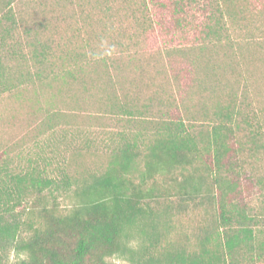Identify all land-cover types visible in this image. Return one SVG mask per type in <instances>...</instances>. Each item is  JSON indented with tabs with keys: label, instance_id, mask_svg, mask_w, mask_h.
<instances>
[{
	"label": "rangeland",
	"instance_id": "1",
	"mask_svg": "<svg viewBox=\"0 0 264 264\" xmlns=\"http://www.w3.org/2000/svg\"><path fill=\"white\" fill-rule=\"evenodd\" d=\"M0 2H9L16 21L4 41L0 32V57L11 65L9 84L0 86V162L7 160L18 168L36 151L47 149L48 133L38 136L37 126L48 112L60 110L70 115L72 126L79 124L93 139L84 163L101 166L116 141L111 134L135 126L124 120L127 115L113 114L104 102L106 92L113 88L122 99L134 100L146 119L178 114L197 136L211 130L215 105L230 102L241 113L233 120L231 138L238 149L241 173L242 194L236 201L259 220L249 227L263 229L264 190L256 180L264 175V0H232L229 13L218 0L225 12L224 27L217 35H207L204 26L207 15L217 14L216 4L203 7L205 1L201 0L186 1L179 13L173 12V0H127L128 9L122 0ZM178 17L182 19L175 21ZM63 51L75 55V61L67 59L65 66L78 62L83 66L75 81L52 78L61 67ZM41 52H45L39 57L44 64L34 56ZM14 65L29 71L32 80L17 81ZM40 69L43 73L37 77ZM81 136L74 139L76 144L82 143ZM59 144L61 141L54 145ZM172 158L161 152L156 163L144 165V159H139L144 172L155 174L161 185L144 201L155 209L169 207L170 238L193 240L211 226L217 210L211 194L218 191L202 180L204 171L196 162L179 172L171 169ZM214 174H218L215 168ZM151 182L146 181L145 188ZM68 202L63 198L59 205L63 209ZM137 242V236L130 241L133 247ZM25 257L11 249L7 264H17ZM107 260L132 264L118 255Z\"/></svg>",
	"mask_w": 264,
	"mask_h": 264
},
{
	"label": "trees",
	"instance_id": "2",
	"mask_svg": "<svg viewBox=\"0 0 264 264\" xmlns=\"http://www.w3.org/2000/svg\"><path fill=\"white\" fill-rule=\"evenodd\" d=\"M186 1L199 0H173V12H183ZM201 1L207 3H202L207 8L216 4L217 14L207 15L204 26L207 35H217L224 27L221 20L225 11L219 8L218 0ZM122 2L128 9L127 0ZM222 2L229 13L232 0ZM8 4L0 2L3 41L16 25ZM42 54L45 52L34 53L39 64H44L39 59ZM61 54V67L52 78L77 80L82 64L65 66L67 59L75 61V55L66 51ZM8 65L11 68L0 57L3 87L10 82ZM14 67L19 75L17 81L32 80L29 71ZM42 73L37 70L36 76ZM117 92L115 88L107 91L104 102L113 114L127 115L124 120L135 126L111 134L116 141L105 153L106 161L101 166L84 163L93 139L79 124L72 126L70 115L60 110L48 112L37 126L38 136L48 133L47 149L36 151L18 168L11 167L7 160L0 162V264H7L11 249L26 255L17 264H117L107 260L113 255L126 257L132 264H264V223L263 229L254 231L249 224H258L259 220L246 213L245 204L236 201L242 194L241 173L238 149L231 138L233 120L240 111L230 102L216 104L211 111V130L197 136L180 115L146 119L134 100L126 96L122 99ZM244 120L250 125L249 120ZM79 136L82 143L76 144L74 139ZM51 138L61 144L55 146ZM161 152L173 157L172 170L183 172L188 163L196 162L204 171L202 180L218 191L211 194L217 205L211 226L193 240L170 238L169 207L155 209L144 201V197L156 194L161 185L155 174L144 172L139 159H144V165L148 161L156 163ZM213 168L218 174L211 175ZM222 169L225 174H221ZM149 179L151 185L145 188ZM256 181L264 190V175ZM63 198L70 202L62 209L59 200ZM134 236L138 242L133 247L130 241Z\"/></svg>",
	"mask_w": 264,
	"mask_h": 264
}]
</instances>
